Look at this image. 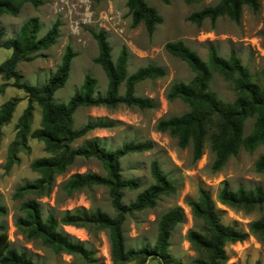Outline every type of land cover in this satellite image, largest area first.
I'll return each mask as SVG.
<instances>
[{
    "label": "rangeland",
    "instance_id": "1",
    "mask_svg": "<svg viewBox=\"0 0 264 264\" xmlns=\"http://www.w3.org/2000/svg\"><path fill=\"white\" fill-rule=\"evenodd\" d=\"M42 5L32 7L24 4L16 17L3 15L0 17V31L3 40L16 38L19 29L29 20H36L37 39L43 37L54 23H59L58 38L47 50L37 52L22 60L16 67L20 82L32 86L47 84L55 73L66 47L75 54L72 59L68 80L63 88L55 92L53 102L57 105L66 104L79 92L84 77L89 76L95 81L97 97H103L107 80L94 59L98 54L97 44L90 31H104L111 48V58L115 62L121 49L128 51L127 74L132 75L146 66L161 68L165 76L160 79L146 80L135 87L137 98L148 99L153 107L139 110L120 106L115 110L105 108H79L72 116V128L77 130L84 124L95 120H106L111 127L95 129L85 139H99V144L107 151L119 149L128 143H152L150 151L127 155L120 160L121 176L139 184L135 191H123L122 203L125 207L135 200L136 196L153 184L150 176V165L157 162L163 175L174 185L175 193L161 197L153 209L132 213L125 217L122 227L124 247L127 251L143 248L151 249L157 236V223L161 215L169 209L179 207L184 213V223L175 228L171 235L167 250L171 264H191L195 259L202 258L186 240L189 230L196 224L188 208V202L195 200L197 190H206L214 203L219 222L224 226L233 227L248 233V224L263 216L264 211L254 209L250 212L233 210L221 206L217 195L225 183L227 188L235 191L238 188L253 190L260 187L264 190V173H257L254 165L260 156H264V142L253 153L240 150L228 160L219 172H212L213 157L209 152V137L213 132L208 127L204 143V154L194 162L191 146L181 149L176 139L167 133L156 130L161 119L181 116L188 107L179 100L168 101V89L177 83H188L193 74L180 59L169 55L164 46L169 42L181 41L194 52L198 58L207 63L208 51L213 48L217 55L227 59L235 55L241 65L246 68L252 82L262 86L260 72L264 67V0H259V10L252 12L244 7L238 23L226 17L218 18L214 23L209 20L196 25L187 17L206 7L217 5L222 0H204L199 3L187 4L185 0H169L167 5L160 0H145L161 19L152 36H148L142 25L133 27L131 16L126 7L127 0H40ZM12 54L11 50L0 49V64ZM13 80L5 81L0 77V106L13 99H19L8 124L0 129V206L6 210V216L0 217V224L6 229L10 248L17 252H25L34 264H113L110 244L105 231L85 228L63 227V231L76 241L83 242L93 252V258L83 261L70 255H56L39 242H28L14 226V218L19 215L21 202L33 199V195L15 198L16 189L32 184L39 175L30 168L31 164L50 155L44 151V145L31 138V133L41 127L40 108L33 104L34 112L30 131L23 148L17 144V124L27 107V97L22 90L13 87ZM208 90L223 105H230L235 99L232 84L212 73ZM120 86V95L123 94ZM254 119H248L244 125V136L252 130ZM78 140L72 148L82 144ZM87 172L103 174L100 164L95 160L77 158L67 172L55 179V186L50 196L41 198L43 215L47 212L56 217L64 211L76 208L100 211L113 217L107 191L94 187L63 199L57 194V186L65 182L73 174ZM67 227L81 230L84 237L79 239L67 232ZM225 264H264V242L248 236L243 243L226 245ZM125 264H142L131 261ZM144 264H159L157 260H146Z\"/></svg>",
    "mask_w": 264,
    "mask_h": 264
},
{
    "label": "trees",
    "instance_id": "2",
    "mask_svg": "<svg viewBox=\"0 0 264 264\" xmlns=\"http://www.w3.org/2000/svg\"><path fill=\"white\" fill-rule=\"evenodd\" d=\"M160 1L165 5L169 3V0ZM201 1L204 0H185L187 4ZM24 4L36 8L41 6L42 2L0 0V17L3 15L16 17ZM126 7L133 27L142 25L149 37L154 33L155 27L162 22L156 11L149 7L145 0H127ZM244 7L257 12L259 0H222L215 6L191 13L187 20L200 25L205 20L214 23L218 18L226 17L238 23ZM58 27L59 23H54L40 39L36 37L38 31L36 20L25 23L13 39L3 40L0 31V49L12 51L11 56L0 64V77L5 81L13 80L12 86L22 90L27 97V107L17 124V144L23 148L26 146L34 112L33 104H35L41 111V127L31 133V138L42 142L44 151L50 155L48 158L34 161L30 166L39 178L32 184L16 189L15 198L26 195H33L34 198L20 203L19 215L14 218V226L28 242H39L41 246L56 255L76 256L83 261L92 260L93 252L87 249L83 242L76 241L62 229L71 226L105 231L113 264H125L136 260L144 264L149 259L157 260L159 264H171L167 254L171 235L185 219L183 210L179 207L169 209L160 216L156 240L151 249L127 251L124 247L122 227L125 217L153 209L161 197L175 193L174 185L163 175L158 163L153 161L150 165L153 184L138 194L129 206L125 207L122 203L123 191H135L139 188V184L121 176L120 160L127 155L150 151L153 147L152 143H128L114 151H107L99 144V139H85L87 134L95 129L110 128L111 125L106 120L88 122L77 130L72 128V116L79 108H105L111 111L120 106L139 110L152 108L150 100L137 98L134 95L135 87L146 80L163 78L165 72L161 68L146 66L128 75L127 49L122 48L116 61L113 62L105 32L90 31L98 49L94 63L100 67L107 80L105 93L103 97H97L95 81L86 76L79 92L66 104L57 105L53 102V96L66 84L70 64L75 57L69 47H66L58 68L45 85L32 86L21 83L16 67L29 56L53 46L58 38ZM164 50L183 61L192 72L193 78L186 84L177 83L168 89L167 100L181 101L188 107V111L181 116L159 120L156 124L158 132L167 133L176 139L181 149L190 145L192 160L196 162L204 154L208 127H211L213 132L209 137V152L213 157L211 171L214 173L219 172L240 150L253 153L263 144L264 67L260 72L263 85L259 86L252 82L248 71L235 55L223 59L213 48H210L208 61L204 63L181 41L166 43ZM212 73L218 74L225 82L232 84L235 99L230 105H223L209 92ZM122 85L124 91L120 95ZM18 102L19 99L13 98L0 106V129L9 123ZM248 119H254V122L249 135L244 136V125ZM81 139H84L82 144L72 148ZM77 158L97 161L103 174L91 172L73 174L57 186V194L67 200L84 190L94 187L104 188L114 212L113 217L98 210L83 208L64 211L60 217L50 212L43 215L38 200L51 195L56 188L55 179L64 175ZM254 168L257 173H264V156L257 159ZM217 202L233 210L264 211V190L256 187L253 190L238 188L231 191L224 183L217 195ZM187 206L196 228L187 232L186 240L197 253L202 255V258L193 260L191 264H225L228 260L224 250L226 245L243 243L249 235L259 242H264V214L258 220L250 222L247 226L248 233H244L219 222L214 203L209 193L202 188L197 190L195 200L188 202ZM5 216L6 210L0 206V217ZM5 229L6 227L0 224V264H34L25 252H17L10 248Z\"/></svg>",
    "mask_w": 264,
    "mask_h": 264
},
{
    "label": "bare ground",
    "instance_id": "3",
    "mask_svg": "<svg viewBox=\"0 0 264 264\" xmlns=\"http://www.w3.org/2000/svg\"><path fill=\"white\" fill-rule=\"evenodd\" d=\"M67 232H68L69 234H71V235H73V236L79 238V239H81V238L84 237V233H83V231H81V230H76V229H74V228H70V227L68 228V227H67Z\"/></svg>",
    "mask_w": 264,
    "mask_h": 264
}]
</instances>
